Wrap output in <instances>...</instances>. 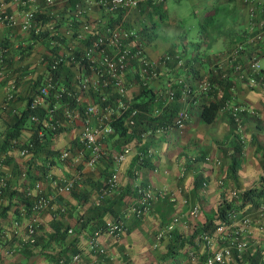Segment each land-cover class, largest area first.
<instances>
[{"label":"trees","instance_id":"obj_1","mask_svg":"<svg viewBox=\"0 0 264 264\" xmlns=\"http://www.w3.org/2000/svg\"><path fill=\"white\" fill-rule=\"evenodd\" d=\"M75 1L79 0H66L70 6H73ZM166 2L167 0H137L136 6L132 9H116L113 12L104 11L101 16L102 21L100 24H107L110 26L121 24L128 29L133 27L136 30L139 38L138 41L141 43L144 53L149 58L151 50L150 46L155 44L157 37L160 40V37L157 35L158 29L165 25H181L182 23V18L176 16L174 13L170 14L168 12L165 8V5L167 6ZM210 2L213 6L212 12L203 15V21H198L197 26L191 27L194 31V35L190 36V30H187L188 36L184 34V40L182 39L180 40V43L178 42L179 49L177 43L175 46L169 45L164 53L157 56L155 59L156 76L154 79L149 80L143 85L138 76L132 77L129 71L125 74V85L130 96L129 104L132 107H137L140 110V113L135 118L134 126L130 130L126 129L123 125L127 112L120 114L111 122L114 132L110 137L115 136L118 141V143L114 145L116 151L121 152V148L124 144L131 143V141L134 143H145L144 147L141 149V153L143 154L146 153L148 148L152 149V151L158 150V141L154 144L156 138L159 136L164 138L167 133L176 130V128L171 127L170 125L172 124L174 115L180 108H186L188 113V118L183 124H187L190 117H192V113H195L194 115L202 123L207 125L212 124L217 116H219V111L223 104L227 101L232 104L245 106L239 113L240 122L243 125L250 117L257 114L258 109L248 107L246 106V103L243 102L242 92H256L262 97L263 101L264 97L259 93V90L256 87L247 86L244 82V78L238 79L237 73L233 71L232 61L225 58V56L231 52V48L237 42H240L239 40H241L242 37L236 42H232L233 45H228L229 47L227 46L219 53L207 51L209 34L213 31L211 24L215 22L216 17L214 16H216V11L218 10L217 4L219 0H210ZM63 15V10L58 11L54 8H50L46 12L34 13V26L28 31H22L19 27L15 26L7 27L8 30H16V34L22 33L18 37L23 40L18 42L15 47H10V42L7 38L0 40V48L5 49L3 54L4 62L8 61L6 56H10L9 54H17L19 57H22L23 54H25L24 56L28 55L32 46L37 43V41L41 44L44 43L48 47V52L54 54L57 52V47L55 45L52 46L50 41L57 36L61 37L60 43H62L64 47L71 44L73 47V54H79V46L83 45L85 42L73 41V33L70 37L64 35V30L68 28L69 19L73 23L72 30L78 28V23L73 20L71 15L70 18H68V16L65 18ZM49 23L52 24L53 30L46 28ZM132 23L134 26H130ZM63 25L64 28L62 27ZM37 27H39V31L35 32ZM246 32L247 30H244L240 32L239 35ZM22 42H25L24 46L21 45ZM258 46H260V43L255 42L252 46L242 47L237 52L236 60L241 64H244L251 54H254V50ZM47 53L42 55L41 64L44 66V70L45 67L47 70V64H45V60L48 59ZM166 55L169 56V59L164 58ZM64 62H61V64L50 72V75L53 77L55 88H57V90L59 87L63 88L64 93H61L60 98L55 99L52 97V91H50L49 95L45 98V102H47L49 107L56 105L55 116L57 118H60L63 106H68L69 108L75 107L79 113H82V110L87 105V103L81 101L82 96L80 97V94L77 91L76 73L71 70L70 64ZM80 63L82 64V69L79 73L87 76L90 73L88 63L84 58ZM26 67L27 66L22 67L23 71L20 74L21 76L27 73V70H25ZM46 70L45 73L47 72ZM42 79V74L39 73L36 74L34 78L28 79L29 87L28 91H26L28 93H25L26 95L23 97L24 107L21 110L15 113L11 112L12 103L19 98L18 96H15V92H12L11 99H4L3 104L0 107V119L3 120L4 124L3 130L0 131V165H4V167H12V172L15 176L20 180H23V182H27V185H29L33 179L35 180L38 177L42 178L47 174H50L49 168L59 160L58 155L61 150V147H56L54 143L60 135L68 133L71 129V126L69 125L49 128L47 126L48 121L45 108L40 106L29 108L30 97L36 92ZM177 79L180 81H172ZM168 81L172 82L171 87L173 89V97L166 103L161 99L155 103L153 101L154 96L156 95L155 91L162 90ZM204 81L209 83V88L205 92L200 91L198 88V84ZM101 93L106 95V90L103 89ZM101 93L98 89L89 88L87 93L84 94V97L89 103L100 107H103L106 104H111L116 98L113 93H109L107 97H105V100L101 101ZM76 98H79V102L77 103L75 102ZM154 106H162V109L159 114L151 116V109ZM224 112L229 130L228 133L231 135V139H234L235 126L227 111ZM168 127L171 129L165 130ZM156 129H160L162 132L157 134V132H155ZM77 137L78 136H75V139H73V141H75L73 143L77 147H80ZM236 142L235 139L232 140L233 151L230 156L227 172L225 173V175H227L226 178H229L228 176H230L231 179H235V173L240 164V147ZM28 144H30V146H28ZM23 147H27V154L19 156L18 150ZM259 149L260 148L258 147V150ZM15 152H17L18 155L16 157L20 159L25 158L23 163L27 165L26 169H22L23 166L21 162L16 159L14 161L13 154L15 156ZM146 157L147 156L143 157L141 161H138L136 155L134 157V162L137 165H146L149 161L146 160L148 159ZM204 159L209 160L206 156H204ZM259 165L261 174L259 175L258 180L246 188L239 189V187L236 186V196H230L231 198L227 196V194L221 192L219 198L214 204L211 214L207 216L205 215V218L200 224H193L190 220H187L186 227H180L183 229H177L178 225H176L175 228H173L170 237L161 240L158 243L161 250L160 261H158V264H186L189 262L187 255L188 251H198L199 247L197 245V239L202 232L211 233L218 224L229 223L232 219L231 214H237L238 216L242 214L246 208H257L260 202L264 200L263 153L260 155ZM0 174L3 175L1 170ZM105 179L106 178H103L101 180L99 186L96 188L93 198L100 190L105 189ZM229 181L230 180H228V182ZM6 182L7 185L3 189L2 197H5L7 194L10 198L11 195H13L14 199L16 198L17 200L14 204V211H16L18 207H22L26 212H29L30 201L25 195V187L22 185L21 191H9L10 184L8 183V180ZM229 183H231V181ZM194 186L199 187L200 182H195ZM69 194L73 195L74 191L70 190ZM117 199H121V194L119 192ZM102 204H104V202L101 201L98 205L93 206L95 210H100L97 220H99L98 222L100 223L99 225H101V228L104 227L101 218L102 215H106L111 211L110 208H101ZM10 207L11 203L8 201L4 207L0 205V210H7ZM198 216H202L201 212ZM85 225L86 222H80L78 228H83ZM67 233L68 229L65 227L62 229H55L48 235L47 242L48 240H53L56 243H59L67 240L66 248L60 250L57 255L53 256V258L54 260L64 258L66 264H69L68 257L71 256L72 253H77L79 250L76 248L77 238L75 234L72 233L71 235H68L67 238ZM75 233H78V230H76ZM1 239L2 238H0V243L5 242ZM199 256L202 258L203 253ZM259 259V251L255 250L252 255H250V253L248 254V252L244 253L242 258L239 259V262H236V264H242L245 262L246 264H258Z\"/></svg>","mask_w":264,"mask_h":264},{"label":"crops","instance_id":"obj_2","mask_svg":"<svg viewBox=\"0 0 264 264\" xmlns=\"http://www.w3.org/2000/svg\"><path fill=\"white\" fill-rule=\"evenodd\" d=\"M198 1L200 4L196 9L200 16L193 25H187L188 28L197 26L198 21H203V15L212 12L213 6L210 4V0ZM38 2L42 4L43 0H38ZM166 3L167 6L165 5V8L169 12V0ZM5 6L8 12L19 11V7L14 2H11V0H5ZM217 6L218 10L216 11V16H214L216 17L215 22L211 24L213 31L210 32L207 42V51L215 53H219L228 45L230 46L232 42L239 40L241 38L239 33L244 30L246 31L252 22L247 15L245 7L239 0H219ZM67 7H70V5L66 0H59L54 9L58 11L63 10V17L66 18L68 16L70 18V12L66 11L68 9ZM103 12V9L92 6L86 14L81 16V19L88 21L94 27H98L102 21L101 16ZM50 24H46L47 29H49ZM71 25L73 26V23ZM62 27L64 28V25ZM15 31L0 28V40L7 38L10 44L16 40L19 41L20 37L17 38ZM213 40L215 42L213 44L214 47L211 46ZM17 43L15 42L14 46ZM23 43L25 44V42ZM47 52L48 47L44 43L41 44L37 41L32 46L27 58H24L23 65L27 66L28 70L35 68L34 76L39 73L43 77L45 70L39 59ZM9 55L6 56L8 61L4 62L3 71L0 72V107L3 104V100L6 99V93L11 89L12 92H15V96L19 97L12 103L11 112L15 113L24 107L23 97H25V93H28L26 91H28V79L31 75L24 74L21 76L14 73L18 67L15 64L18 56L13 54ZM149 58L155 61L157 55L150 54ZM261 60L263 63L264 58H260ZM242 96L243 101L245 100L247 102V106L264 112V101L256 92L243 91ZM81 101L89 103L84 96ZM225 118V115H219L212 124H198L201 129L198 133L201 147H188L186 150H167L168 147L172 146L170 142L173 136L166 132L167 134L164 138L157 137L155 143H153L156 144L158 141V150H154L151 155L146 157L148 158L146 160H149L146 165H137L134 162V157L138 152L142 151L141 149L145 143H134L131 141L128 145L124 144L127 146V150H125V160L117 168V187L115 190H111L102 201L104 204L101 205V208L111 209L110 213L102 215L103 224L109 220L121 217L126 207L134 200L135 192L133 182L135 179L133 178L135 177L133 176V171L138 173L137 176L143 185L148 184L155 188H166L172 192L177 188L181 189L182 194L187 197L188 204L183 205L180 201L171 203L166 199H158L152 203L149 214L143 217V219L137 220L133 217L124 218L125 233L118 239L114 240L102 233L99 234V240L105 247L110 264H158L161 250L159 245L155 248L151 247L154 234L152 231L154 232L158 225L163 224L167 217L174 213L172 212L173 207L175 208V212L183 210L180 217L178 216L180 219L190 220L193 224L198 225L205 218L206 213H208L205 210L209 209L210 203H216L222 190L220 188H214L212 183L213 178L216 176L214 168L211 170L209 163H205L202 160L206 156L211 161L217 155L221 154L224 156V162L226 161V171L224 170V173L227 172L233 145H231L232 148L226 149V145H223L225 147L222 146V148L219 145L221 141L227 142L228 140L225 138V133H223V128L225 129L227 126ZM90 121L95 124L93 118ZM193 122V117H190L186 128H192ZM247 123L250 124V135L256 136V139L250 144L249 149L251 150H240V164L236 170L235 179H231L230 176L226 178L227 175H223V181H225L223 183L227 187L229 185L232 187L238 186L239 189L249 187L258 180L261 174L257 160L262 153L264 154V125L257 133L255 129L259 127L256 125V122L248 120ZM80 124V120H75L69 124L71 126L70 131L60 135L56 139L54 145L61 147L60 151L68 149L66 150L68 155L63 160L58 158L59 160L49 168V172L54 178L74 179L75 183L72 188L74 194L71 195L69 192L56 193L46 177L33 179V181H38L44 193L50 196L52 208L37 214L38 222L32 236L28 237L26 234L29 212H26L22 207H18L14 211V204L17 200L16 198L14 199L13 195L10 198L7 194L5 197H2V207L8 201L11 203V207L7 210H0V238H2V241H5L0 243V264H47L49 261H55L53 256L57 255L60 250L66 248L67 240L59 243L53 240H48L47 242V237L55 229H62L64 227L70 230L67 233V238L72 233L77 238L76 248L79 251L72 253V255L78 254L79 258L71 264H89L91 262L93 256L84 250L85 242L101 228L98 222L99 220H97L100 210L94 209L93 206L96 205L93 204L92 199L101 180L109 175L113 166V156L118 153V151L114 150V145L118 141L115 136L107 138L102 157L94 167L90 168L85 162L84 151L81 150V147H77L73 143L75 136H78ZM3 128V120L0 119V131ZM191 138L192 136L190 137L189 135L188 139ZM258 147L260 148L259 150ZM15 155L17 156V152H15ZM16 156L13 154L14 161L16 159L21 162L22 169H26L27 165L23 163L25 158L20 159ZM0 170L10 184L9 191H21L22 185L23 187L27 186V182H23V180L15 176L12 172V167L0 165ZM207 179L211 184L208 186L209 189L203 192L201 182H206ZM198 181L200 182V186L195 187L194 184L195 182L198 183ZM118 192L121 194V199H117ZM223 193L225 194V192ZM189 202H191L190 205ZM197 202L200 205L199 213L201 212L202 216H197L192 220L188 210L192 204ZM61 207L64 208V211H60ZM243 214L247 215L251 220L250 225L245 231V236L261 255L264 252V210L261 216H259L257 208L253 209L249 207L246 208ZM80 222H86V225L83 228H78ZM177 229L183 228L177 226ZM76 230H78V233H75Z\"/></svg>","mask_w":264,"mask_h":264},{"label":"built area","instance_id":"obj_3","mask_svg":"<svg viewBox=\"0 0 264 264\" xmlns=\"http://www.w3.org/2000/svg\"><path fill=\"white\" fill-rule=\"evenodd\" d=\"M59 0H43L42 4L38 0H11L16 6L19 7L17 12H8L5 6V0H0V28H7L17 26L22 31H28L33 28V15L36 12H46L50 8H55ZM245 7L247 15L252 20L251 26L247 29L246 33H242V39L239 40L232 48L225 58L230 59L233 63V71L237 73V78H244V82L249 87H256L259 93L264 97V64L261 63L260 58H264V0H239ZM137 0H79L73 6L67 7L66 11L70 12L73 20L78 23V28L72 30L70 19L68 20V28L64 30V35L70 37L74 34L73 41L85 42L80 45V53L73 54V47L68 44L64 47L60 43L59 36L50 41L52 46L57 47V52L52 54L47 53L48 59L45 60L47 64V71L41 83L32 94L29 100V108L43 107L45 108L48 127L54 128L57 126H67L75 120H80V130L78 133V143L81 150L85 153V162L88 167L92 168L98 162L105 150V141L113 134V127L111 122L117 116L127 112L123 125L126 129H132L135 123V118L140 113L137 107H132L129 104L130 96L127 92L125 85V74L129 71L131 76H138L141 84L145 85L149 80L156 76L155 61L150 60L142 48L141 43L138 41V35L134 28H125L121 24L107 25L100 24L98 27L92 26L88 21L81 19V16L89 11L90 7L96 6L107 12H113L116 9H132L136 6ZM71 22V23H70ZM53 30L52 25L49 26ZM39 31V27L35 32ZM59 37V38H58ZM255 42L260 43L254 50V54L241 64L237 58V52L244 46H252ZM263 50V51H262ZM4 48H0V72L3 71L4 65ZM85 59L88 63L90 73L85 76L79 72L82 69L80 61ZM169 59V56H165ZM235 60V61H233ZM40 63L42 57L39 59ZM65 61V62H64ZM61 62L70 64L71 70L76 73V88L79 96L83 97L89 88L98 89L99 92L106 90V95L101 93V101L109 93H113L116 98L111 104H106L103 107L95 104L87 103L82 113L77 111V108H69L63 106L60 118L55 116L56 105L48 106L45 98L52 91V97L58 99L64 89L59 87L55 88L53 77L50 72L54 70ZM44 67V66H43ZM79 68V69H78ZM80 74V76H79ZM179 82L180 80H172ZM13 84V82H11ZM172 82H166L162 90L155 91L153 101L156 103L159 99L168 102L173 97ZM12 88V87H11ZM200 91L205 92L209 88V83L206 81L198 84ZM12 98V90L6 93V99ZM76 103L79 98H76ZM161 107L154 106L151 109V116L159 114ZM244 108L225 102L221 108L232 118L234 124V132L240 131V118L239 113ZM95 121L91 123L90 119ZM188 113L186 108H180L174 118L172 119L171 127H182L184 121L187 120ZM171 129L168 127L165 130ZM157 134L162 130L156 129ZM40 134V133H39ZM30 146V144H28ZM127 146L121 148V152L113 156V166L109 175L105 179V189H102L93 198V204L98 205L103 201L106 195L112 190H115L118 183V166L125 160V150ZM68 149L60 151L58 157L63 160L67 157ZM27 147L18 150L19 156L27 154ZM154 151V150H153ZM152 149L148 148L146 153H137V160L141 161L143 157L149 156L153 153ZM207 159V158H206ZM214 164H219V160L213 158L211 160ZM135 178L133 188L135 198L124 210L121 217L109 220L104 223V227L100 228L98 232L92 234L85 242L84 250L90 253L93 257L89 264H110L106 254V250L102 242L99 240V234H104L114 240L118 239L125 233L124 218L133 217L134 219L141 220L149 214L152 203L158 199H166L174 201V193L166 188H155L148 184H141L138 178V173L133 171ZM46 179L56 193L69 192L74 187L73 178H54L47 174ZM7 178L0 174V205L2 203L3 189L7 185ZM205 181L201 182V189L205 186ZM180 193V189H177ZM234 196L236 193L232 192ZM25 195L28 197L29 216L26 224L27 236H32L38 219L37 214L44 210L52 208L51 198L46 195L41 188L38 181H33L31 185L25 186ZM184 202V200H181ZM264 210V200L260 202L257 207L258 215L261 216ZM64 211V208H60ZM191 218L195 219L199 214V206L197 203L192 204L188 210ZM232 219L227 224H218L211 233L202 232L197 239L198 251L189 250L187 255L189 262L186 264H236L242 258L244 253L252 255L255 252L254 245L245 236V231L250 225L251 220L245 214H231ZM177 224H183L186 227L185 221H180L177 216L168 219L163 224L157 226L154 230L153 240L151 247H157L161 240L170 237V234ZM70 230L68 229V232ZM215 245V246H214ZM217 246V247H216ZM203 257L200 258V254ZM78 254L70 256L68 263H74L78 260ZM47 264H66L64 258H58L55 261H49ZM242 264H246L242 263ZM258 264H264V252L261 253Z\"/></svg>","mask_w":264,"mask_h":264},{"label":"rangeland","instance_id":"obj_4","mask_svg":"<svg viewBox=\"0 0 264 264\" xmlns=\"http://www.w3.org/2000/svg\"><path fill=\"white\" fill-rule=\"evenodd\" d=\"M199 4L200 3L198 0H169V6H170L169 13L170 14L174 13L176 16L182 18V23H181V25H170V26L160 27L157 31V35L160 37V40L157 37L155 44H152V46H150V49H151L150 54L158 56L159 54L164 53L165 49H167V47H169V45L175 46L176 43H177V46L179 49L178 44L180 43V40H182V39L184 40V34L186 36H188L187 34H188V31L190 30L189 31L190 36L194 35V31L191 28H188L187 25H193V23L196 22L198 17L200 16L198 10L196 9V7H198ZM192 10H193V12H192ZM130 26H134V25L132 24ZM184 31H186V32H184ZM17 34H18L17 35V38H18V36L22 33H17ZM21 40H23V39H20L19 41H17V40L14 41L13 43L10 44V47L14 46L15 42H21ZM214 40L211 42L212 43L211 46H213V47H214L213 44L215 43ZM21 45L24 46L25 44L22 42ZM24 55L25 54H23V56L21 55L22 57H19V55L16 54V56H18V58H16V60H15V64L18 65L17 69L14 72L16 74L20 75L21 72L23 71V69H22V67L24 66L23 61H24L25 57L27 58V55L26 56H24ZM38 59H39V57H38ZM261 62H262V60H261ZM25 70H27L26 75H29V74L31 75L30 79L34 78V71L36 70L35 68L28 70L26 67ZM243 102L247 104V102L245 100ZM237 106H240V105H237ZM240 107L244 108L245 106H240ZM194 114L195 113H192V117H193V121H194L192 126L194 128L192 127V128L187 129L186 124H184L182 127L176 128L175 131L169 133V135L173 136V137H171L172 141L170 142V144H172V146L168 147L167 150H186V149H188V147H193V148L195 146L201 147L200 138L198 136L199 135L198 133L200 132L201 129H200V126L198 124L202 123V122ZM219 115H225V112L220 110ZM249 121H252V122L255 121L256 122V125H258L259 128L255 129V131L258 133L259 130L264 125V112L263 111L262 112L257 111V114L255 116L253 115V117H250ZM202 124H204V123H202ZM225 124H226V121H225ZM249 125L250 124H248L247 122H245L244 125L240 122V131L239 132L236 131V133L234 132L235 133L234 139H235V141H237L236 143L239 145L240 150H242V151L251 150V149H249L250 144L254 141V139H256V136L250 135L251 131H250ZM216 129L218 130L217 127H216ZM228 132H229L228 126H226L225 129L223 128V133H225V138L228 140H227V142L221 141L219 143V145H221V148L223 145H226V147L223 146V147H225V149L226 148H232V146H231V145H233L232 140H234V139H231L232 137ZM189 135H190V137L192 136L191 139H188ZM255 141H258V140H255ZM128 144H130V143H126V145H128ZM114 150H116V149H114ZM215 158L219 160V164H214L209 160H204V159L202 160L205 163H209V167L211 168V170H212V168H214L216 176H215V178H213V181H212L213 186H214V188H217V189L220 188L229 197L234 196L232 192L234 191L236 193V191H237L235 189L236 187H232L229 185L228 186L229 188H228L223 183V182H225V181H223V178H224L223 175H225V173H226V172L224 173V170L226 171V165H225L226 161L224 162V156L219 154ZM259 158L257 160L258 164H259ZM205 183L206 184L202 189L203 192L206 191V189H209L208 186L211 184V182L208 179L206 180ZM177 189H179V188H177ZM177 189H175V191L173 192L174 197H175L174 201H168V200L167 201L171 202V203H176V202L180 201L183 205H187L188 204L187 197L184 194H182L181 189H180V193L177 192ZM181 200H184V202ZM190 204H191V202H189V205ZM197 204H198V206H200L198 202H197ZM213 205H214L213 202L210 203L209 209L205 210V212H208V213H206V215L211 214V210L213 208L212 207ZM182 211L183 210L175 212V208L173 207L172 212H174V213L170 214L165 221H167L168 219H170L174 216L180 217V214L182 213ZM191 219L193 220V218H191ZM179 220L185 221V223L187 225V219L182 220L179 218ZM177 225L179 227H183V224H177ZM152 233H153V231H152Z\"/></svg>","mask_w":264,"mask_h":264}]
</instances>
